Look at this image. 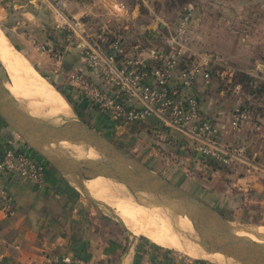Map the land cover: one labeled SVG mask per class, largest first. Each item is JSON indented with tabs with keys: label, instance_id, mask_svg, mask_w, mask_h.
<instances>
[{
	"label": "crops",
	"instance_id": "obj_1",
	"mask_svg": "<svg viewBox=\"0 0 264 264\" xmlns=\"http://www.w3.org/2000/svg\"><path fill=\"white\" fill-rule=\"evenodd\" d=\"M15 1L17 4L11 0H0V7L10 8L7 13L1 12L3 19H9L12 12L13 14L17 13L20 22L16 21L15 23L27 25L32 30L31 32L20 33L15 26H11L10 30L14 32L10 33L13 44L20 52L27 55L33 66L46 75L64 95L73 102H80L81 107L85 106L86 101L83 97L80 98L78 89L70 80V76L76 70L80 69L82 73L85 72L79 56L70 51L62 60L54 61L50 57L46 59L37 55L36 50L31 45L34 41L40 44L49 42L58 46H63L65 43L63 34L54 29L55 16L52 0H32L31 3L26 2V0ZM55 2L62 6L64 14L69 17L85 18L87 21L96 20L98 22L112 19L132 22L135 17H142L138 11L142 4L149 8L147 3L149 1L145 2V0H54ZM240 2L243 6V12H240L243 19L248 22L251 19L253 21L256 19L258 22L257 30H254V27L251 29V26L248 25L246 28L243 27L242 35L230 31L231 37L225 39L228 47L226 54L229 56L226 64L218 58V56L222 57L221 53H224L221 49L224 47L222 35L219 32L221 27H215L214 36L209 37L207 33L202 36L201 27H203L202 29L205 27L201 24L205 23L206 17L190 13L191 17L183 47L186 55L193 56L191 58L194 62L206 63L205 58L213 60L203 68L210 71V83L213 69L214 76L218 81H224L225 78L229 85L227 94L237 93L234 87L238 84L233 83L236 74L242 73L251 78L253 93L243 92L241 95L242 104H238V101L233 102V105L228 106L229 109L224 105V92L219 89L216 90L217 95H214L213 104L208 96H204L205 94L200 92V81L193 88L192 95L197 97L199 101L201 115L214 123L227 125L231 115L236 110L242 107L248 108L251 120L241 126L239 130L249 133L246 142L250 144L254 143L251 139L252 135H257L255 153L258 158L262 159V162L259 161L257 164L253 159L245 158L244 162L252 168L258 167L259 172L246 176L244 184L252 186L264 194V14L262 13L264 12V0H240ZM252 4L258 7V13L246 9ZM182 16L178 18V21ZM238 16L236 17L239 18ZM148 20L149 24H153V19ZM106 28L107 26H105ZM163 28L164 26L160 25V29ZM103 30L104 28L100 27L98 32ZM203 31L205 33V30ZM104 32L106 31L104 30ZM153 32L143 35L150 37L145 41L147 43L145 46H149L146 47L147 49L140 50L139 46L135 45L128 55L148 64L147 50L154 48L151 46L154 38ZM107 33L111 38H116L112 37L108 30ZM211 46H214V56H202L201 54L204 52L200 49ZM240 53H242V59L239 58ZM194 56L199 59L194 58ZM222 59L224 58L222 57ZM259 86L263 88H259ZM226 118L228 122L223 123L226 121L222 120ZM158 124L155 119H149L137 125L147 127L144 131L152 136L150 145L169 154L166 156L171 160L175 151L174 147L179 149L177 150L181 160L179 165L187 167L188 153L192 152L190 143L181 136L162 133ZM119 129L122 131L126 128ZM143 134L141 133V135ZM222 137L223 135L219 137V140ZM238 140L245 142L241 138ZM6 142H14L12 132L0 121V159ZM243 143L241 146L245 148ZM250 156H252L251 153L248 154V157ZM257 179L262 182L257 181ZM201 192L203 198H206L207 191ZM83 199L49 165L46 167L44 184L40 188H36L29 180L11 177L10 175H0V264H55L56 259L68 255L76 256L86 264H201L199 262H182L178 259L172 260L168 254L157 248H149L146 251L144 245H139L134 239L132 241L123 240L122 242L121 237L119 240L108 238L104 228L106 225L105 218L97 214L94 208L87 203L88 201ZM203 200L214 207V200L212 203L206 199ZM143 254H146V257L142 258Z\"/></svg>",
	"mask_w": 264,
	"mask_h": 264
},
{
	"label": "built area",
	"instance_id": "obj_2",
	"mask_svg": "<svg viewBox=\"0 0 264 264\" xmlns=\"http://www.w3.org/2000/svg\"><path fill=\"white\" fill-rule=\"evenodd\" d=\"M55 6L54 29L63 34L65 43L58 46L46 42L40 44L39 50L54 61L62 60L70 51L79 56L85 74L78 69L70 80L83 93L84 100L107 117L111 126L118 129L155 119L162 133L186 139L200 162L221 167L234 163L238 158L236 151L219 143L218 138L238 130L251 120V115L236 110L227 125L201 115L199 101L192 90L199 81L202 88L209 86L211 74L203 67L213 60L205 58L206 63L195 64L192 58H186L183 41L191 17L189 12L177 22V29L165 37V50L157 47L147 50L149 63L146 64L125 55L118 59L116 53L121 52V46L117 38H111L104 30L88 35L81 19L69 17L62 6ZM112 39H116L110 45L114 54L105 52V45ZM234 89L240 91V86ZM0 175L29 180L40 188L46 177V166L29 148L6 142L0 159ZM55 264L86 263L68 255L56 259Z\"/></svg>",
	"mask_w": 264,
	"mask_h": 264
},
{
	"label": "rangeland",
	"instance_id": "obj_3",
	"mask_svg": "<svg viewBox=\"0 0 264 264\" xmlns=\"http://www.w3.org/2000/svg\"><path fill=\"white\" fill-rule=\"evenodd\" d=\"M11 1L17 4L15 0ZM51 2L53 3V6L57 5L56 2L54 3V0H52ZM145 2L149 4V8L145 7L142 4L138 8L139 14L142 15V17H135L134 21L132 22H129L128 20L118 21L113 19L105 22H98L96 20L87 21L85 20V18H82L81 21L86 27L84 31L88 35L94 36L96 35L100 27L102 29L104 28L106 33L108 30L112 37L123 40L124 43L122 42L121 44L122 54L126 55V57L128 58H135L134 56L128 55L134 49L135 45L139 46L138 48L140 50L147 49L146 47H149L145 46V44L147 45V43H145V41H143L141 38L143 35H145L144 33L154 31V35H152L154 36L153 43L151 44V46L165 50V37L169 34L170 31H175L177 29L178 18L188 12L195 13L197 16L206 17L205 23L201 24V26L205 27V29H202L203 27H201L203 33L202 36H205L206 33L207 36L209 35V37L214 36L216 33L215 27H221L219 29V32H221V37L224 44V47L221 48L224 53L221 54L224 59L219 56L218 58L223 60L226 64L229 56L228 54H226V52H228V47L226 45L225 39L231 37L232 33L230 31H233L238 35H242V32L244 31L243 27L245 26L246 28L248 27V25L251 26V29L254 27V30H257L256 28L258 22H256V19L254 21L251 19L249 22L243 19V15L240 13L243 12V6L240 0H189L176 6L171 5V0H145ZM8 9L10 8L4 6L0 7V30L4 34V36L9 37L8 40L13 47L14 44L10 38V33L14 32L13 30H10L11 26H15L17 28V31L20 33H24L27 31L31 32L32 29L28 28L27 25H19L15 23L16 21L18 23L20 22L19 14L17 13L13 14L12 12L9 19H3L1 12L7 13ZM246 9L256 11V13H258V7L254 4L247 7ZM262 13L264 14V12ZM236 16H238L239 18H237ZM148 19H153V24H149ZM160 25H163L164 28L160 29ZM105 26H107V30L105 29ZM196 30L198 31V29ZM203 30H205V33ZM31 45L34 50H36L37 55L49 59L45 53L39 50L40 43L34 41L31 43ZM200 51L204 52L203 54H201L202 56H214V46L201 48ZM20 54L30 66L32 65L31 67L33 68L34 66L28 56L23 54L22 52H20ZM191 57L186 55V58L191 59ZM194 58L199 59L197 58V56H194ZM239 58H243L242 53H240ZM192 61L194 62L193 59L191 60V62ZM197 63L198 62H195V64ZM33 69L37 72V69L35 67ZM212 72L214 74V69ZM223 80L224 81H218V79L213 75L208 88L204 89L199 86L200 92H202L203 95L205 94L204 96H208L214 104V95H217L216 90L219 89L224 92L223 98L226 100H224L225 107H230V104L233 105V102L236 101H238V104L241 105L243 102V99L241 98V95L243 94L241 86L239 85L240 91H237L236 94H227L229 85L226 82L225 78ZM0 81L2 85H4L2 83L4 82L9 87L8 81L5 76H0ZM9 93L12 92L9 91ZM16 94L18 95V91H16ZM57 98L61 106L64 107L65 110H69L71 113L73 112L75 118L89 125L96 132L100 133L101 135L109 139L112 143H114L120 150L141 161L154 172L166 177L173 184L183 187L182 189L191 194H194L196 197L199 196L203 198L204 196L202 195L201 191H207V197L204 199H206V201L210 203H212L214 200L213 208L217 209L223 215V217L231 223L233 227L240 226L237 228L248 230L252 227L249 231H257L264 235V194H261L262 191H257V189L253 188L252 186L244 184V178L246 176L248 177L249 174L254 175L255 173L257 174V172H259L258 167L254 166L252 168L251 166H248L247 163L244 162V160L249 158L253 159L257 164L259 163V161L262 162V159L258 158V155H256L255 153L256 144L258 141V138L256 137L257 135H252L251 139L252 141H254L253 144L246 142L249 137V133L247 134V132L244 130L241 131L238 129L235 131H229L223 135V137L219 140V143L236 150V154L238 157L229 167H221L210 162H200V160H198L196 156H194L193 152L188 153L189 159L187 161L188 163H186L189 167H184V165H179V162L181 160L179 158V155L177 154V150L179 149H177L176 147H174L175 151L173 152V159L171 160L166 156L169 154H166L161 150L159 151L156 148H153L154 146L150 145L152 136L151 134H147L144 131L147 127L132 124L124 127L123 129L126 128L125 130L120 131L119 128L115 129L113 126H111L112 124H109V120L107 119V117L103 113H101L98 108L96 113L84 112L82 113V118H80L75 113V110H81V103L79 104L78 101L72 102V106H70V109L68 104L60 96V94H58V92ZM15 100L21 107L29 109L24 104L19 102L18 99ZM229 107L227 109H229ZM226 120L227 118L222 121ZM227 122L228 121L223 123ZM141 133H144L146 135H141ZM12 136L16 144H19L26 149L28 148L14 133H12ZM238 138L244 139L245 142H239ZM242 143L245 145V148H242ZM249 153H251L252 156L248 157ZM239 180L241 181L239 182ZM258 180L262 182L260 179H257V181ZM87 203L90 204L89 202ZM90 205L92 208H94L97 214L102 215V217L105 218L104 221L106 222V225L104 226V228L108 238H117V240H119L121 237V240L123 242V240L126 241L129 239V237H132L137 241L139 245H144L146 251H148L149 248H157L158 250L163 251L165 254H168L169 258H171L172 260L178 259L182 262H199L201 264H212L207 261L189 258L174 250L160 248L159 246L150 242V240L144 236H133L131 235V233H127L124 228L121 227V225L112 220L109 213L104 210H98L92 204ZM245 226H248L249 228ZM144 257H146V254H143L142 258Z\"/></svg>",
	"mask_w": 264,
	"mask_h": 264
},
{
	"label": "water",
	"instance_id": "obj_4",
	"mask_svg": "<svg viewBox=\"0 0 264 264\" xmlns=\"http://www.w3.org/2000/svg\"><path fill=\"white\" fill-rule=\"evenodd\" d=\"M0 121L32 152L56 170L80 196L98 210L108 212L110 218L127 233L131 232L112 208L91 198L86 188L87 182L103 178L119 184L134 203L166 209L185 217L191 224L195 239L204 248L209 247L237 264H264L263 234L233 227L217 209L126 154L74 115L59 125L34 118L20 107L0 81ZM62 144L92 149L97 158L76 159L70 151L62 148ZM68 160H73L86 177L76 175ZM236 232L248 234L255 240L238 236ZM132 240L129 237V241Z\"/></svg>",
	"mask_w": 264,
	"mask_h": 264
},
{
	"label": "bare ground",
	"instance_id": "obj_5",
	"mask_svg": "<svg viewBox=\"0 0 264 264\" xmlns=\"http://www.w3.org/2000/svg\"><path fill=\"white\" fill-rule=\"evenodd\" d=\"M31 66L20 52L12 47L8 38L0 30V76L6 77L9 87L4 82L2 83L8 91L12 92L10 94L29 108L22 107L34 118L45 120L54 125L72 119L73 114L61 106L55 88ZM16 91H18V95ZM61 146L70 151L76 159L94 160L97 158V154L92 149L68 144ZM67 162H70L76 175L86 177L84 171L73 160ZM86 188L91 198L114 210L128 230L132 231L130 232L133 236H144L160 248L177 251L192 259L212 264H237L226 256L214 252L211 248H204L200 245L195 239L190 222L185 217L166 209L138 205L134 203L124 187L103 178L87 182ZM236 234L255 240L242 232H236Z\"/></svg>",
	"mask_w": 264,
	"mask_h": 264
},
{
	"label": "trees",
	"instance_id": "obj_6",
	"mask_svg": "<svg viewBox=\"0 0 264 264\" xmlns=\"http://www.w3.org/2000/svg\"><path fill=\"white\" fill-rule=\"evenodd\" d=\"M187 1H189V0H171V5L172 6H176V5H180V4H182V3H185V2H187ZM8 38V37H7ZM142 38V40L143 41H146V39H149L150 37H147V36H142L141 37ZM114 40H116V39H112V41L111 42H109L108 44H106L105 45V52H107V53H111V54H114L113 53V50L111 49V47H110V45L114 42ZM153 40V39H152ZM122 42H123V40H119L118 39V43H119V45L121 46V44H122ZM124 43V42H123ZM17 51H19V49L14 45L13 46ZM123 55L124 54H122V52H118V53H116V56H117V58L118 59H121L122 57H123ZM145 70H149V69H147V68H145ZM37 72L39 73V75L41 76V77H43L45 80H47L48 82H50L55 88H56V86L52 83V81L46 76V75H44V74H42L39 70H37ZM213 73V72H212ZM212 75H214V74H212ZM233 83L234 84H238V85H240L241 86V90L244 92V93H249V94H251V93H253V90H254V88H253V85H252V80H251V78H249L248 76H246V75H244V74H242V73H238V74H236L235 76H234V79H233ZM259 88H263V87H261V86H259ZM57 89V91L64 97V100L67 102V104L69 105V106H72V102L73 101H71L70 100V98L69 97H67L66 95H64L62 92H61V90L59 89V88H56ZM78 95L80 96V98H82L83 97V93L82 92H80L79 90H78ZM84 99V98H83ZM85 101V100H84ZM79 104H80V102H78ZM71 108V107H70ZM80 111H77V110H75V113L77 114V116L78 117H80V118H82V113H87V112H92V113H96V111H97V107L95 106V105H93V104H90V103H88L87 101H86V104H85V106H80ZM87 109H89V110H87ZM239 111L240 112H249V110H248V108L247 107H242V108H240L239 109ZM105 119V118H104ZM164 133V132H163ZM165 134V133H164ZM32 152V151H31ZM36 157H37V159L40 161V162H42L46 167H47V163L41 158V157H39L38 155H36L34 152H32ZM194 195V194H193ZM195 196V195H194ZM197 198H199L200 200H202V201H204L203 199L204 198H201V197H197Z\"/></svg>",
	"mask_w": 264,
	"mask_h": 264
}]
</instances>
